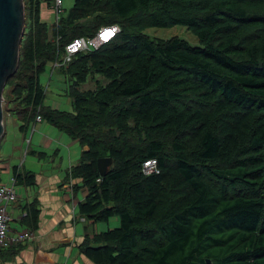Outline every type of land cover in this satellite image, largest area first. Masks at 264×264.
Returning <instances> with one entry per match:
<instances>
[{
	"label": "trees",
	"instance_id": "1",
	"mask_svg": "<svg viewBox=\"0 0 264 264\" xmlns=\"http://www.w3.org/2000/svg\"><path fill=\"white\" fill-rule=\"evenodd\" d=\"M41 1L23 0L3 98L19 129L39 115L86 146L66 178L87 189L78 214L119 225L85 235L80 252L95 264H264V0H74L64 15L48 2L52 25ZM108 25L119 28L109 42L63 62L66 45ZM172 25L199 45L145 33ZM46 67L62 74L71 111L44 105Z\"/></svg>",
	"mask_w": 264,
	"mask_h": 264
},
{
	"label": "crops",
	"instance_id": "2",
	"mask_svg": "<svg viewBox=\"0 0 264 264\" xmlns=\"http://www.w3.org/2000/svg\"><path fill=\"white\" fill-rule=\"evenodd\" d=\"M13 121V129L7 131L3 118L0 184H11L13 168L21 176L29 172L31 180L14 179L17 199L7 207L8 235L28 230L33 238L1 248L0 264H95L80 252L79 244L85 235L91 238L112 229L110 225L119 220L101 224L78 214L87 189L81 186L73 190L79 180L66 178L86 146L43 119H34L22 130V121L18 117ZM28 209L35 211V223L29 219Z\"/></svg>",
	"mask_w": 264,
	"mask_h": 264
},
{
	"label": "rangeland",
	"instance_id": "3",
	"mask_svg": "<svg viewBox=\"0 0 264 264\" xmlns=\"http://www.w3.org/2000/svg\"><path fill=\"white\" fill-rule=\"evenodd\" d=\"M55 3V0H42L39 9V16L43 22H46L48 25H52L56 18V10L52 7L47 6V3ZM74 0H61L60 4V14L64 15L67 10L72 6ZM25 17V11H24ZM25 26V19H24ZM25 29V27H24ZM145 33L151 37H156L160 39H167L172 36H177L183 40H185L191 46H198L199 42L197 38L186 29L185 26L182 25H172L168 27H150L145 29ZM55 69L52 73H50V69L46 67L44 73H42L39 77L40 83L45 87V99L44 105H50L51 107H55L59 110L71 111L72 106L69 97L65 94V81L63 80L62 74H59ZM94 86L93 81H87L82 85V88L89 89ZM2 97H4V89L2 93ZM4 98L2 100V112L3 118L5 116V123L7 127V131L13 129V120L16 119V115L10 112L7 115V111L5 109ZM36 118V117H35ZM115 218L118 220L116 216L110 218L107 222L113 223ZM101 224H105L106 222L100 221ZM119 222L115 224H111L110 228L118 226Z\"/></svg>",
	"mask_w": 264,
	"mask_h": 264
},
{
	"label": "water",
	"instance_id": "4",
	"mask_svg": "<svg viewBox=\"0 0 264 264\" xmlns=\"http://www.w3.org/2000/svg\"><path fill=\"white\" fill-rule=\"evenodd\" d=\"M24 19L23 0H0V138L4 132L2 93L7 80L18 68ZM111 162L108 156L96 160L100 176L106 174Z\"/></svg>",
	"mask_w": 264,
	"mask_h": 264
},
{
	"label": "built area",
	"instance_id": "5",
	"mask_svg": "<svg viewBox=\"0 0 264 264\" xmlns=\"http://www.w3.org/2000/svg\"><path fill=\"white\" fill-rule=\"evenodd\" d=\"M61 4V0H55L54 6L57 8ZM119 31L117 25L102 26L98 29L95 36L90 38H76L71 43L66 45L63 62H67L71 55L79 50L94 49L103 43L109 42ZM36 120H41L39 115ZM145 173L157 172L155 160H148L143 163ZM14 179L9 185L0 184V249L10 246L13 243L21 242L25 239L33 238L31 231L24 230L13 236L8 235L9 214L7 207L17 199L14 190Z\"/></svg>",
	"mask_w": 264,
	"mask_h": 264
}]
</instances>
